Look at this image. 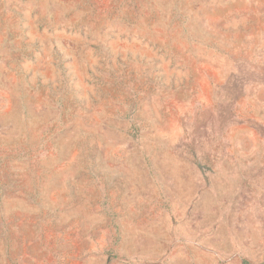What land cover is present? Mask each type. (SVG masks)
Masks as SVG:
<instances>
[{"label":"rangeland","instance_id":"1","mask_svg":"<svg viewBox=\"0 0 264 264\" xmlns=\"http://www.w3.org/2000/svg\"><path fill=\"white\" fill-rule=\"evenodd\" d=\"M264 264V0H0V264Z\"/></svg>","mask_w":264,"mask_h":264},{"label":"trees","instance_id":"2","mask_svg":"<svg viewBox=\"0 0 264 264\" xmlns=\"http://www.w3.org/2000/svg\"><path fill=\"white\" fill-rule=\"evenodd\" d=\"M244 264H247V262H244Z\"/></svg>","mask_w":264,"mask_h":264}]
</instances>
